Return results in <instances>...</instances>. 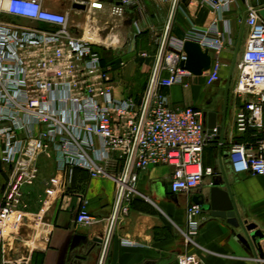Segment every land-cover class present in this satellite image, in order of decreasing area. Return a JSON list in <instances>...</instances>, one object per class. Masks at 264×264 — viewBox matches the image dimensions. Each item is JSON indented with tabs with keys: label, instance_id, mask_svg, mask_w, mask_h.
Listing matches in <instances>:
<instances>
[{
	"label": "built area",
	"instance_id": "obj_1",
	"mask_svg": "<svg viewBox=\"0 0 264 264\" xmlns=\"http://www.w3.org/2000/svg\"><path fill=\"white\" fill-rule=\"evenodd\" d=\"M200 1L224 12L236 0ZM245 1L249 31L232 88L239 99L232 132L241 137L229 143L228 162L236 174L264 177V17ZM77 2L89 12L106 7L104 0ZM130 2L110 3V15L123 17ZM141 32L136 25V33ZM186 41L209 50L212 63L204 72L206 83L219 81L225 32L217 22L202 30L191 23L183 36L172 35L169 24L143 96L118 97L112 67L103 64L94 28L72 24L68 13L46 9L42 0H0V162L11 168L0 202V238L26 206L24 189L38 179L42 155L56 159L70 174L82 168L93 178L112 179L117 184V210L138 192L139 173L150 167H173L170 188L175 194L192 192L205 175L214 173L204 166L203 154L210 144H226L219 127L205 125L202 109L173 108L165 92L175 84L189 86L187 78L194 75L181 67L187 58ZM140 57L149 55L142 52ZM203 211L194 202L186 210L188 245H198ZM75 221L94 223L87 199ZM111 232L110 227L108 241ZM3 264L20 263L7 259ZM179 264L202 263L194 252H187Z\"/></svg>",
	"mask_w": 264,
	"mask_h": 264
},
{
	"label": "crops",
	"instance_id": "obj_2",
	"mask_svg": "<svg viewBox=\"0 0 264 264\" xmlns=\"http://www.w3.org/2000/svg\"><path fill=\"white\" fill-rule=\"evenodd\" d=\"M77 1L42 0V3L48 10L68 13L72 24L94 28L102 43L99 49L103 64L111 66L112 72H122L126 68L135 72L138 62L132 58L133 52L156 47L169 24L172 35L183 36L191 23L202 30L216 21L225 32V44L220 54L223 64L220 80L208 85L206 74L193 75L187 78L189 86L175 84L165 92L173 108L192 106L203 111L218 110L222 114L232 63L238 53L242 57L246 48L249 29L244 21L248 10L245 0H236L224 12L216 11L200 0H178L175 7L172 0H131L132 9L120 18L112 17L108 10V5L116 0H104L105 9L91 12L74 8ZM249 4L258 7L264 0H249ZM161 7H166V14H159ZM136 25L142 29L139 34L134 30ZM108 49L117 50L120 57H129L128 65L124 60L107 64L105 57L111 55ZM153 58L139 59L140 66H147L150 74ZM238 73L239 70L233 75L228 96V132L223 138L226 144L208 145L203 164L212 167L214 173L225 171L236 200L264 232V177L236 174L228 162L229 143L241 137L232 132L239 106L232 88ZM166 75L163 71L162 76ZM134 77L133 80H122V84L132 81L139 85L140 77ZM115 95L141 98L135 91H125L120 83L115 84ZM38 163V179L24 189L26 206L15 213L20 217L13 216L5 238H0V264L9 258L20 264H179L180 256L187 252H194L202 264H258L253 249L241 237V231L225 220L213 217L209 211L202 214L196 238L198 245L187 244L184 235L186 210L193 203L194 193L211 188L212 175H205L192 192L175 194L170 188L173 167H150L139 173L138 192L125 199L117 210V184L112 179L93 178L82 168H75L70 174L56 159L44 155L39 157ZM10 169L0 162V202ZM84 199L88 200V208L95 219L91 225H80L75 221ZM110 227L112 232L108 241ZM97 238L102 241L94 242ZM124 240L133 243L125 244ZM261 244L264 252V239Z\"/></svg>",
	"mask_w": 264,
	"mask_h": 264
},
{
	"label": "water",
	"instance_id": "obj_3",
	"mask_svg": "<svg viewBox=\"0 0 264 264\" xmlns=\"http://www.w3.org/2000/svg\"><path fill=\"white\" fill-rule=\"evenodd\" d=\"M120 3L121 0H116ZM74 8L86 9V6L76 2ZM261 15L264 17V4L258 6ZM245 21V20H244ZM239 50V48H238ZM237 50V51H238ZM184 51L187 58L181 62V67L189 70L196 76H201L205 71L211 67L212 57L209 50H203L198 42L186 41L184 44ZM237 56L235 57L229 76L227 77V88L225 95V105L222 114L218 110H205V125L209 128L218 126L220 129V139L224 138V134L228 132L227 127V104L228 96L233 80L234 70L236 66ZM221 121L219 123V118ZM211 188L207 191L200 190L193 194L192 201L202 205L204 211L211 212L215 218L225 220L230 226L239 229L240 235L244 241L253 249L258 259H264V252L261 241L264 239V232L259 225L251 221L243 205H240L236 200L232 191V185L229 181L228 175L223 170L222 173L212 174ZM102 240L95 239L94 242L100 243ZM258 264H263L261 260Z\"/></svg>",
	"mask_w": 264,
	"mask_h": 264
},
{
	"label": "rangeland",
	"instance_id": "obj_4",
	"mask_svg": "<svg viewBox=\"0 0 264 264\" xmlns=\"http://www.w3.org/2000/svg\"><path fill=\"white\" fill-rule=\"evenodd\" d=\"M143 1L145 2V0H143ZM175 1L176 0H172V4L173 5H174ZM179 2H180V0H179ZM129 6H128V12L127 13H129L130 10L132 9V5H129ZM158 11H159L160 15L161 14L164 15V14H166V7H161V9H159ZM77 19H78V17H77ZM135 28H134V30L136 31ZM187 30H189V29H187ZM159 37H161V35ZM161 42H162V37L160 38L159 41H157L156 47H154L152 49L149 48L147 51L146 50H142L141 51V50L137 49L136 52H133L132 58L136 62H138V69L135 72H131L128 68H126L122 72H112L111 73V77H112L114 85L117 84V83H120L122 88L125 91H131L132 93H134V91H135L138 94H140L139 97H142L144 92H145V90H146V87H147V84H148V80H149V77H150L151 74H150V70H149V68L147 66H143V67L140 66V64H139L140 62L139 61L144 60V58L140 57V54L142 52H146L149 55V57H147L145 60H151L152 57H154L153 58V60H154L155 56H157V54L159 53ZM107 51H108V53H111V55H108L110 57H108V56L105 57V61H107V64L112 65V64H116L117 60H124L127 63V65H128L129 57H126V56L125 57H120L119 55H117V50L108 49ZM139 59H141V60H139ZM240 59H241V55H240V53H238L237 61H236L237 64L235 66L234 76L237 75L236 74L237 70H238L237 69V65H238ZM141 68H143V69H141ZM131 74H133V76H135L134 79L136 78V75H137V77H140L139 85L136 83L137 84V86H136V84L134 82H132V81L130 82V84H125V85L122 84L123 83L122 80H126V79L128 80V78L133 80V76H130ZM15 216H16V218H19L20 214H16Z\"/></svg>",
	"mask_w": 264,
	"mask_h": 264
}]
</instances>
